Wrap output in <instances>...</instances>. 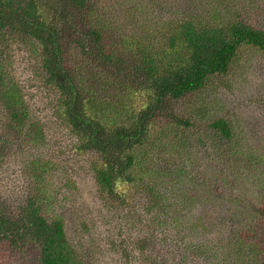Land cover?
<instances>
[{"label": "trees", "instance_id": "1", "mask_svg": "<svg viewBox=\"0 0 264 264\" xmlns=\"http://www.w3.org/2000/svg\"><path fill=\"white\" fill-rule=\"evenodd\" d=\"M186 1L171 18L145 17L148 26L140 28L106 9L108 0H0V170L17 165L24 190L12 198L0 182L2 247L28 250L36 264H100L83 256L66 232L61 207L77 181L54 158L60 155L51 151L45 123L14 72V48H27L35 77L54 90L55 113L75 138L73 149L88 159L119 231L131 215L138 221L134 263L264 264V226L253 204L243 216L218 219L208 211L215 185L227 194L232 173L255 167L248 156H235L241 141L230 150L238 139L230 121L208 119L215 137L202 145L218 156L202 177L207 196L197 199L186 190L191 173L183 160L188 131L200 119L188 96L228 75L249 51L264 52V22L245 15L252 0L219 4L216 16L190 1L181 9ZM254 5L264 14L263 0ZM126 17L137 18L133 12ZM217 165L219 176L211 179ZM188 201L208 203L203 215ZM211 225L244 238L247 248L235 255L233 243L213 250L203 236Z\"/></svg>", "mask_w": 264, "mask_h": 264}, {"label": "rangeland", "instance_id": "2", "mask_svg": "<svg viewBox=\"0 0 264 264\" xmlns=\"http://www.w3.org/2000/svg\"><path fill=\"white\" fill-rule=\"evenodd\" d=\"M182 1L184 0H121L118 3L108 0L106 9H109L112 14L124 17L128 26L135 24L136 27L145 28L148 26L142 23L145 17L152 20H156L158 16L161 19L171 18L177 9L175 5ZM188 1L199 11L215 9V16L219 4L237 6L241 3V0H187L181 9L188 8ZM255 2L257 0L248 3V6L252 4V8L247 6L245 15L250 12L249 15L256 22L262 23L264 14L255 13L260 10L254 5ZM128 12L135 13L138 20L135 17L127 18ZM14 49V72L19 81L24 84L28 98L45 123L51 151L60 155L54 158L60 159L77 181V187L70 191V198L65 201L64 207L63 205L61 207V213L66 218L68 236L83 256L100 264H138L133 262V258L138 253L132 243V238L139 230L138 221L135 222L131 215L125 220L123 230L119 231V223L111 217L110 210L100 201L88 159L73 149L76 140L68 134L66 127L55 113L54 90L44 84L43 80L35 77L36 65L31 58L32 53L27 48ZM36 64L38 67V62ZM188 97L193 106L198 105L200 111L194 117L200 119L193 120L195 125L188 131V141L185 144L184 166L186 171L191 173L187 179L186 190L195 192L197 199H200L203 194L207 196L208 189L203 185L202 177H208L206 166L212 163L210 162L212 156L218 155L208 152L202 142L212 141L215 137L210 131L208 119L224 117L236 129L238 136L230 150L237 149L240 145L238 142L241 141L242 149L235 156H248L254 160L255 167L239 169L236 173H232L233 178L229 181L227 194H224L222 190L218 191L215 185L212 190L216 196L212 201L209 200L208 203H211V206L208 211L215 210L218 219H222L223 214H231V212L237 216H243L244 208L249 207L251 203L253 205L250 208H255L256 218L262 219L261 223L264 226V52L249 51L233 64L228 75L214 78L200 92ZM183 107L184 112L190 114L191 106L185 104ZM194 132H196L195 135ZM259 150H261V156H256ZM219 171L220 167L217 165L213 169L215 175L211 179L217 178ZM4 175L0 182L5 189H1L9 188L12 191L10 195L12 198L20 196L24 190L21 185L19 167L6 165L0 170V178ZM223 195H228L229 198ZM200 203L199 206L193 201H188L190 206L198 209V214L203 215L201 209L208 203ZM138 211L139 209L135 210L133 215H136ZM219 230H223V226L218 229L211 225L203 232V236H207V239L211 241L213 250L223 246L230 249L229 246L233 243L237 247L236 250L231 249L235 255L240 254V248H247L244 238L241 240L240 236L239 238L236 236L235 239L230 231L223 230L221 233ZM262 232V228L259 227L255 241H258L257 238ZM32 254L34 253L28 250L2 247L0 244V264H36ZM189 259L190 253H188ZM198 264H205V262L198 261Z\"/></svg>", "mask_w": 264, "mask_h": 264}]
</instances>
